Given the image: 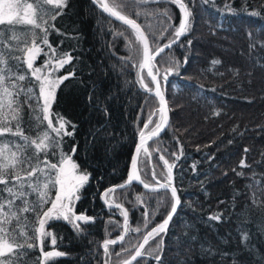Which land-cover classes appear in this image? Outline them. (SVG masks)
Segmentation results:
<instances>
[{
	"label": "trees",
	"instance_id": "trees-1",
	"mask_svg": "<svg viewBox=\"0 0 264 264\" xmlns=\"http://www.w3.org/2000/svg\"><path fill=\"white\" fill-rule=\"evenodd\" d=\"M15 2L26 5L33 0ZM65 3L63 8L44 0L33 3L38 23H42L40 7L58 13L55 19L45 16L46 33L27 23L0 25L7 43L0 44V50L8 65H14L12 72L19 70L17 74L26 76L23 81L15 76L6 78L5 83L10 89L16 84L17 88L11 89L14 92L21 87L25 92L32 89L27 96L25 92L14 96L19 102V119H9L8 124L15 131L19 122L30 139L47 131L59 140L58 148L39 152L34 163L47 160L59 167L64 154L74 160L89 178L75 211L89 219L51 220L46 225L51 234L43 238L42 245L37 234L24 228L33 237L29 243L34 246L16 248L13 261L102 264V245L124 232L123 211L111 208L118 204L129 213L127 236L122 243L108 247L107 261L121 264L131 259L146 233L166 219L174 203L167 190L150 192L138 184L121 195L115 191L112 201L109 195L104 198L109 189L126 183L141 130L153 131L161 123L160 104L143 86L153 90L139 67L142 46L133 31L107 17L100 0ZM114 3L121 14L139 23L153 53L176 41L153 61L161 86L166 87L170 123L155 141V150L151 148L155 143H150L152 153L140 157L139 171L141 179L152 186V170L157 172L156 180L167 182L164 161L173 164L172 185L179 194L180 207L168 230L149 239L144 249L147 256L140 264H264V0H183L191 12V26L179 38L175 29L182 12L172 0H111ZM9 29L15 31L9 33ZM33 33L42 49L34 67L43 71L51 58V69L59 57H72L53 72V77L68 78L57 88L51 107L53 124H57V116L63 118L72 135L57 138L46 127L47 120L39 119L43 101L38 96V82L22 60L12 58L23 56L20 49L26 40L31 41ZM45 35L51 49L43 44ZM169 68L172 71L164 80ZM4 115L12 113L0 109V119ZM150 117L152 123L144 129ZM0 141L8 143L9 151L25 143L11 133L0 136ZM21 151L27 155L35 148L21 147ZM12 183L10 180L9 185ZM56 194L57 186L50 187L49 198ZM28 199L34 201L36 194ZM23 215L29 224L35 223L32 213ZM15 226L14 220L10 228ZM137 228L140 231L134 230ZM17 239L23 244V237ZM54 250L62 255L45 259L44 254Z\"/></svg>",
	"mask_w": 264,
	"mask_h": 264
},
{
	"label": "snow or ice",
	"instance_id": "snow-or-ice-1",
	"mask_svg": "<svg viewBox=\"0 0 264 264\" xmlns=\"http://www.w3.org/2000/svg\"><path fill=\"white\" fill-rule=\"evenodd\" d=\"M141 2H146V0H141ZM33 3L39 4V0H33ZM33 3H28L26 5H20L15 0H0V25L7 23L8 25L13 24H22L27 23L32 25L33 28H39L45 31L43 25L47 23L45 19L46 15H50L51 19H55V15L58 13L52 14L51 9H44L43 7L39 8L40 20L42 23H38L36 16V11L33 10ZM44 3L53 5L55 8H63L66 6L65 0H44ZM172 3L178 5L180 11L182 12V18L175 29V37L179 38L184 35L190 28L191 22L189 17L191 12L188 10L186 4L183 3V0H172ZM100 6L106 11L110 16L115 17L117 20L122 21L124 24L128 25L135 34L136 41L142 46L141 54L142 61L139 64L141 70L145 67L148 68V76L151 77L152 81L155 82V95L159 97V102L161 105H165L166 101L164 96L160 91V83L157 80V76L153 74L150 63L154 60L156 55H159L160 52L164 51V47H171V43L176 42L175 39L170 41L168 44L159 47L153 53L150 49L148 37L144 34L141 26L136 23L134 19L127 17L126 15L121 14L117 10L118 5L115 3L112 6H109L105 0H101ZM26 8L32 10L31 12L23 11ZM167 13H165L166 15ZM31 17V18H30ZM170 19V17H169ZM4 29H0V44H5L6 41L3 38ZM9 33H13L15 29H9ZM10 39H17L15 35H10ZM43 44L47 45L51 49V45L48 43L46 35L42 38ZM23 52L22 57H12L16 60H22L27 69L31 71V76L35 78L38 82V96L42 99L43 103L40 105V111L43 113V116L39 117L41 121L47 120V128L51 129L57 138H60L64 135H72V132H69L66 127V121L61 117H56L57 124H53V114L51 112L52 104L55 102L56 90L59 87L60 83L64 79H67V76L64 77H53V72L62 68L65 64L70 63L72 60L71 55H63L55 61V66L49 69V64H52V59L50 58L48 62L45 63L44 70L42 71L39 67H34V62L36 57L41 53L42 49L36 43L35 33H33V38L31 41H25V47L20 49ZM54 52L55 50L52 49ZM13 66L8 65L5 58L4 52L0 50V109H7L8 112L12 113L9 117L4 115L0 119V136H3L5 133H11L13 136L19 135L21 139L25 142L23 146L15 145V151H9L8 143L0 141V185H5L4 188H0V257H8V259H0V264H14L13 256L16 248L23 247L24 244L28 248H32L34 245L29 243L33 239L32 236H29L24 228H29L34 234L36 239L40 241V244H43V238L45 236H50V231H46L45 224L48 220L53 218H60L68 220L69 213L71 212V203L73 199H78L76 192L84 183L88 180V175L77 174L76 169L77 165L71 160L69 155H62L59 161V167L57 163H51L47 160H42L39 163H34L37 159V154L41 151L45 153L49 148H58L59 140L53 139L47 131L40 133L36 139H30L27 136H24L21 131L19 122H17L15 131L9 126L8 120H17L18 113L20 111L19 102L14 99V96L19 95L20 92H25L21 87L18 91L14 92L11 89H16L17 85L12 84L11 89L5 83L6 78L12 79L15 76L17 81L25 80V74H17L12 72ZM171 68L166 71L164 75V80L167 79V74L171 73ZM141 83H143V77H141ZM147 91H152L148 88L147 84L143 85ZM32 92V89H28L25 92L27 96ZM161 116L160 119L163 124L167 123L166 110L164 107L159 109ZM152 123L151 117L148 122L144 125V129L148 128V125ZM161 124L158 123L155 126V129L149 134L148 138L155 136L159 133L161 129ZM141 145L137 147L136 153L139 155L141 147L145 153L148 152L147 147H144L145 143V133L143 130L140 132ZM35 148V151L25 155L24 151H21V147L24 150H27L30 147ZM75 149H73V152ZM163 159V157H161ZM165 165L168 167L167 183L161 184L159 180H156V173L152 171V177L156 180V187L145 183L141 180L139 171L137 168V161L134 159L131 164V174L128 177V183L131 184L133 181H139L143 184V187L146 189H151L152 191L158 190V188L170 189L171 196L174 200V203L171 207L170 213L167 215V218L152 228L146 233L143 239V244H140L135 254L131 257V260H136L137 257L142 255V249L145 244L148 243V238H154L155 235L165 232L167 230L168 222L172 219V215L176 213L177 206L180 205V199L177 195V190L174 186H171L172 181V168L173 164H169L167 160L164 161ZM43 164V167H41ZM39 173V175H37ZM35 177V179H33ZM13 183L9 185V181ZM59 185L58 194L54 199H50L48 192L51 188H55ZM27 189V190H26ZM115 189H110L109 191H114ZM7 192L8 196L5 197L3 194ZM33 193L36 194V199L30 201L28 199ZM105 196L108 195V192L104 193ZM139 199V197H137ZM19 200L20 204L17 205L16 201ZM50 203V207H45V205ZM120 207V205H116ZM32 213L34 216L35 223L29 224L28 218L24 216L25 213ZM125 217V224H127V210L123 211ZM77 221H87L89 218L86 216H76ZM16 221V226L11 227L13 221ZM147 225L145 224V227ZM135 231H140L139 228L134 229ZM127 231V228H125ZM18 237H23V244L18 241ZM119 239L123 241L124 237L120 236ZM52 244H55V239L51 240ZM117 243L116 240H109L103 245L105 252L108 250L109 244ZM19 255V254H17ZM62 255L60 252H47L44 254L45 259L51 256ZM159 255L156 256L158 260ZM130 264V262H126Z\"/></svg>",
	"mask_w": 264,
	"mask_h": 264
},
{
	"label": "water",
	"instance_id": "water-1",
	"mask_svg": "<svg viewBox=\"0 0 264 264\" xmlns=\"http://www.w3.org/2000/svg\"><path fill=\"white\" fill-rule=\"evenodd\" d=\"M105 2H107L108 3V1L107 0H105ZM100 3H101V0H100ZM101 9H102V11L105 13V15L107 16V17H109L110 19H112L113 21H115V22H117V23H119V24H122V25H124L125 27H127V28H129L130 30H132L128 25H126V24H124L122 21H120V20H117L115 17H112V16H110L106 11H104V9L102 8V7H100ZM138 24V23H137ZM143 30V29H142ZM133 31V30H132ZM145 34V33H144ZM150 45V44H149ZM166 48H168V47H165L164 48V50L166 49ZM151 49V48H150ZM163 52V51H162ZM162 52H160V54L162 53ZM156 56H158V55H156ZM155 56V57H156ZM153 61V60H152ZM152 61H151V63H152ZM151 63H150V66H151ZM146 72H147V75H148V68H146ZM149 77V79L152 81V79H151V77L150 76H148ZM157 80H158V75H157ZM152 83H153V86H154V89L156 88V84H155V82H153L152 81ZM165 86H164V90H165ZM160 91H161V93H162V95L164 96V99H165V101H166V104L165 105H161L160 104V102H159V97H157L156 95H155V93H153V96L154 97H156V99L158 100V102H159V104H160V107H164L165 108V110H166V118H167V123L166 124H163L162 123V126H161V129H160V131H159V133L157 134V135H155V136H152L150 139L148 138V136H145V143H144V147H147V145L151 142V141H153V140H155V139H158L165 131H166V129H167V127L169 126V123H170V120H169V117H170V114H169V107H168V103H167V99H166V97H165V94H164V92L162 91V87H161V85H160ZM141 145V139H139V141H138V144H137V146H136V149H137V147L138 146H140ZM136 149H135V153H134V156H133V160L135 159L136 161H137V168H138V163H139V157H140V154H141V151L143 150V147H141V151H140V153H139V155H137V153H136ZM131 171H132V169L130 168V174H131ZM138 171H139V168H138ZM129 174V175H130ZM139 175H140V173H139ZM134 183H137L138 185H140L141 187H143V184H141L139 181H133L131 184H134ZM131 184H129L128 183V179H127V181H126V183H125V185L122 187H114V188H111V189H115L114 191H107L108 193H113V192H115V191H117L118 189H123L124 187H129ZM161 184H163V183H161ZM171 186H173L172 185V181H171ZM144 188V187H143ZM145 190H147V191H150V192H152V190L151 189H146V188H144ZM159 190H167V191H169V192H171L170 191V189H164V188H158V191ZM177 195H178V197H179V194H178V192H177ZM105 196V195H104ZM180 199V198H179ZM179 207H180V205L179 206H177V210L179 209ZM111 208H119V207H115V206H111ZM177 210H176V212H177ZM176 214V213H175ZM175 214H173L172 215V219L168 222V225H167V230H168V228H169V226H170V224H171V221L173 220V217L175 216ZM124 225H125V228H126V226H127V224H125L124 223ZM151 237H149L148 238V240L150 239ZM105 244V243H104ZM103 244V245H104ZM141 244H143V242L141 243ZM103 245H102V249H103V251H104V261L106 260V258H107V253L105 252V250H104V247H103ZM109 245H114V244H109ZM146 245V244H145ZM145 245H144V247H143V249L141 250L142 252L144 251V248H145ZM137 251V250H136ZM142 257V255L141 256H139V257H137L136 258V260H129V262H130V264H133L134 262H136L139 258H141ZM103 264H107L106 262H103Z\"/></svg>",
	"mask_w": 264,
	"mask_h": 264
},
{
	"label": "rangeland",
	"instance_id": "rangeland-1",
	"mask_svg": "<svg viewBox=\"0 0 264 264\" xmlns=\"http://www.w3.org/2000/svg\"><path fill=\"white\" fill-rule=\"evenodd\" d=\"M108 1V4H109V6H112V4H111V0H110V3H109V0H107ZM24 11H28V12H31V10H28V9H25ZM137 23V22H136ZM139 24V23H138ZM142 28V27H141ZM144 31V30H143ZM144 33H145V31H144ZM145 35L147 36V34L145 33ZM149 40V39H148ZM149 44H150V40H149ZM171 48V47H170ZM169 47L168 48H166L161 54H159L158 56H156L155 58H154V60L153 61H158L159 59H160V57H162V54L163 53H165V52H167V51H169V49H170ZM153 52V51H152ZM152 61V62H153ZM152 68H153V66H152ZM154 70V69H153ZM162 91L164 92V94H165V90L164 89H162ZM169 114H170V110H169ZM171 119V117H169V120ZM161 123H162V121H161ZM160 123V124H161ZM152 131H150V132H144L145 133V135H149L150 133H151ZM157 139H155V140H153V141H151L150 143L152 144V143H155V141H156ZM155 146H157V144L155 143L154 144V146L152 145L151 146V148L153 149V150H155ZM150 147L148 148V152L147 153H145V152H143L142 153V157H145V156H149L151 153H152V149H151ZM71 160L74 162V160L71 158ZM75 163V162H74ZM76 164V163H75ZM152 164V163H151ZM151 168L153 169V165H151ZM153 171V170H152ZM76 173L77 174H85L84 172H82L81 170H79V168L77 167V169H76ZM155 173H157V172H155ZM89 179V178H88ZM87 182H88V180H87ZM87 182L86 183H84L83 184V186L82 187H80L79 189H78V191L76 192V196H78L79 198L78 199H73V201H72V203H71V212L69 213V219L68 220H65V219H63V217H60V218H53V219H50V220H48L47 222H46V224H45V229H46V225L51 221V220H57V219H63V220H65V221H71V220H74L75 222H77V220L75 219V217L76 216H80V215H78L77 213H76V211H75V209H76V205H77V202H78V200L80 199V191L85 187V185L87 184ZM125 184H123V185H121L122 187L124 186ZM120 186V187H121ZM152 186H154V187H156L157 185H156V183L154 184V185H152ZM130 187V186H129ZM129 187H124L123 189H118L116 192H119V194L121 195L125 190H127ZM58 189H59V185H57V194H58ZM56 194V195H57ZM118 205V204H117ZM118 209H121V210H126V208L124 207V206H122V205H120V207L118 208ZM127 215H129V213H128V210H127ZM167 218V217H166ZM121 236H123L124 237V239H123V241L125 240V238H126V233H124L123 232V234H121ZM109 241V240H108ZM117 241V243H115L114 245H116V244H118L119 242L121 243V242H123V241H121L119 238L116 240ZM105 242H107V241H105ZM151 242H153V241H151ZM111 245H109L108 247H110ZM113 246V245H112ZM145 249V248H144ZM52 252H57L56 250H54V251H52ZM144 252V253H143ZM142 252V257L144 256H147V253H146V251H143ZM107 253V252H106ZM134 254H135V252H134ZM133 254V255H134ZM132 255V256H133ZM59 256H61V255H59ZM59 256H55V255H53V256H51V257H48L47 259H52V258H56V257H59ZM142 257L141 258H139L136 262H134L133 264H140L141 262H142ZM107 258H108V255H107ZM107 258H106V260L104 261V259H103V262H106L107 264H108V261H107ZM121 264H126V262L124 263H121Z\"/></svg>",
	"mask_w": 264,
	"mask_h": 264
},
{
	"label": "bare ground",
	"instance_id": "bare-ground-1",
	"mask_svg": "<svg viewBox=\"0 0 264 264\" xmlns=\"http://www.w3.org/2000/svg\"><path fill=\"white\" fill-rule=\"evenodd\" d=\"M152 175V174H151ZM152 177V176H151ZM153 182V181H152ZM153 184H155V183H153ZM104 257V256H103ZM103 264V263H102Z\"/></svg>",
	"mask_w": 264,
	"mask_h": 264
}]
</instances>
